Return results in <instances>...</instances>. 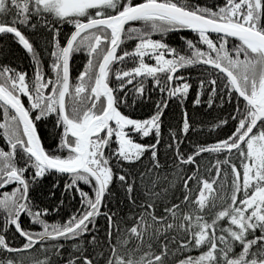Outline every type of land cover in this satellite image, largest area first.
Here are the masks:
<instances>
[{
	"label": "snow or ice",
	"instance_id": "6c2138e0",
	"mask_svg": "<svg viewBox=\"0 0 264 264\" xmlns=\"http://www.w3.org/2000/svg\"><path fill=\"white\" fill-rule=\"evenodd\" d=\"M130 22L143 29L126 28ZM29 28L50 36V74ZM183 29L198 39L181 37L180 48L152 39ZM0 34H11L35 66L32 78L0 67L8 149L0 148V264H53V257L64 264L61 240L71 241L66 264H264V0H0ZM124 34L139 42L118 54ZM81 52L87 63L73 83L70 60ZM126 59L135 66L113 67ZM196 65L223 81L207 80L209 107L235 99L234 130L184 151L187 112L167 143L162 117L171 100L187 98L192 85L182 70ZM149 78L160 99L147 118H134L146 94L151 100ZM205 83L201 77L194 105ZM48 123L56 143L46 149L39 126ZM205 153L215 164L202 163ZM46 174L56 177L52 188L62 181L65 194H79L81 207L67 220L49 223L48 208L32 198ZM23 216L41 230L25 227ZM192 251L199 254L184 255Z\"/></svg>",
	"mask_w": 264,
	"mask_h": 264
},
{
	"label": "trees",
	"instance_id": "16d2710c",
	"mask_svg": "<svg viewBox=\"0 0 264 264\" xmlns=\"http://www.w3.org/2000/svg\"><path fill=\"white\" fill-rule=\"evenodd\" d=\"M201 5H209V6H212V3L210 2V0H200L199 1ZM128 27H132V28H136V29H143V24L142 22H132L131 24H129L126 28ZM63 35L65 37V35L67 34V31L69 30L68 27H64L63 29ZM25 32V35L29 37L30 39V42H32L34 44V47L35 49L37 50V52H39V56L41 58V64H45L46 65V62L47 61H51V57L49 55V52L45 51V45H46V41L47 40H50V36L48 35L47 32H45L44 30L42 29H37L36 31H33L31 30L30 28L29 29H25L24 30ZM153 38L157 39V40H161L162 42L164 43H167L168 45H170L171 47H174V48H180L183 44H184V41L181 40V37H184L186 40H193L195 42V40L198 39V37L196 36L195 33L193 34H188V33H185V32H182V31H171V32H168V33H165L163 35H161L160 33H154L152 34ZM139 41L138 39L135 38V36H133V38H129L127 34H124L123 36V39H122V43L118 49V54H123L124 51H129V52H132L134 51V45L133 44H137ZM203 48H205V46H202ZM78 54H80L81 56H86L83 52L81 53H77V54H74L73 56L75 57V59H77L78 57ZM166 58H171V57H166ZM154 60H152L151 57H145V62L146 63H151L153 62ZM13 65V68L12 69H15L17 71H23L22 69V65H25L26 62L28 64H30L32 67H35L32 63V60H31V57L26 53L25 50H23L22 46H20L18 44V42L15 40L14 37L11 36V34L5 36L3 34H0V67H3V66H7L6 64L10 63ZM138 63V61H137ZM135 65L132 63L131 60H127L126 59V63L125 64H120V63H114L113 67L115 69H119V68H124L125 70L131 68V67H134ZM70 68H71V64H70ZM200 69L202 72H205V67L204 66H199V65H196V66H191L190 68L186 69V70H182L183 72V75L188 78V80L190 78H192V72L193 71H196ZM24 72V71H23ZM71 80L73 83H75V80H76V76L75 74H71ZM212 78H217L218 79V84L221 80H219L218 77H216V73L213 71L212 72ZM112 79L114 80L115 79V76L112 75ZM150 79L149 78V81H146L145 82V87H147L149 90H150V96H151V99H156V100H159L160 99V93H159V90L157 89H153L152 88V85H151V82H150ZM211 79V78H210ZM192 82V81H191ZM190 82V83H191ZM222 82V81H221ZM223 83V82H222ZM131 87V86H129ZM199 91L196 88H191L190 89V92L189 94H195V92ZM148 95L149 94H146L145 97L148 98ZM165 98L166 97V94H165ZM24 100V102L26 103L27 102V98L24 97L22 98ZM149 99V98H148ZM226 101V105H224V108L221 112L219 111H215L211 108V110H209V112H207V117L210 118V120L208 119V122L210 123H215V125L217 124V122L219 121V116L220 115H223V113L225 112V110L229 113L228 116H226V114H224L227 118H229V120H231L230 118V115L231 114H234L235 113V110L233 109L234 106L232 104H229ZM183 105H181L180 101L176 100V99H173L169 102V106L168 108L165 110V115L167 114H171L172 111H181L183 110ZM168 110H170L169 113H166L168 112ZM124 111H128V109H124ZM154 111V106H150L146 103L138 106L135 108L134 112H131L132 116L134 118H147L150 113ZM147 112V113H146ZM179 114V112H178ZM182 114V113H181ZM164 115V116H165ZM164 116L162 117V120L163 119H166L164 118ZM189 117V115H188ZM163 125H162V130H165V120H163ZM0 123H4V118H3V109L0 108ZM40 128V135L42 136V142L44 143H48L51 145L52 147L55 146V139H54V135H55V131H54V128H53V124L52 123H48V124H41L39 126ZM220 130V128H216L214 127V125H211V130L214 131V130ZM223 130V131H222ZM221 131V138H224L226 137L227 134H230V131L231 129H225L223 128ZM3 129H0V140L2 141L3 140ZM170 131V130H169ZM201 132H203L204 134H206L207 132L203 129ZM147 139V138H146ZM46 147V146H45ZM184 151H188V150H184ZM212 155L210 156H206L205 158H207V165L208 164H215V159L216 158H211ZM223 158V157H221ZM145 163H148V159L147 157L143 158V164L145 165ZM212 176L215 177V172L212 173ZM48 177H52L53 180H45L43 179L42 181H44L43 183H41L40 185H38V188L37 190L40 191L41 189L45 188L47 191H48V186L47 184L49 182H53L54 183H57L56 182V177L52 176V175H48ZM223 181V175L221 176V182ZM120 196H119V193L117 195V197L113 200V203H116L118 200H119ZM47 200V198H44L43 200L40 199V201L43 203V205H46V206H49V208L52 207L53 204L49 203ZM67 201L70 200V198H66ZM74 202H76V200H78L77 197H73ZM63 203L58 205L56 208V210H58L57 213H47V216L45 217L49 223H51L53 220L50 219V218H53L55 217L56 214L60 213V212H63V213H66L68 212L69 210H71L70 212L74 213L77 209H79L81 207V205L79 204V207L77 208H71L69 207L68 204L65 203V200L64 198L62 199ZM50 204V205H48ZM51 210V209H48V211ZM54 212V211H53ZM69 212V213H70ZM104 225H105V221L103 219H100L99 220V227L101 229L104 228ZM63 243V242H61ZM17 244V243H16ZM65 244V243H64ZM18 245V244H17ZM37 247V246H36ZM66 247V245H65ZM39 248V247H37ZM68 254L69 252H64L63 255H64V258H65V262L64 264H66V259L68 257ZM187 254H191L192 256H196L198 255L199 253L196 252V251H192L191 253H186L184 255H187ZM36 255H38L41 259L44 258L43 254L41 253H36ZM179 256V254H178ZM179 258H183V256H179ZM53 264H61V261L56 258V257H53Z\"/></svg>",
	"mask_w": 264,
	"mask_h": 264
},
{
	"label": "bare ground",
	"instance_id": "6f19581e",
	"mask_svg": "<svg viewBox=\"0 0 264 264\" xmlns=\"http://www.w3.org/2000/svg\"><path fill=\"white\" fill-rule=\"evenodd\" d=\"M199 1L200 0H193V2H197V3H200ZM210 2L212 3V6L213 5H217V4L218 5H223L224 0H210ZM68 31H67V33H68ZM180 31L188 33V34H193L188 29H183V30H180ZM63 33H64L63 30H61L60 39H61L62 42L64 41ZM161 35H163V34H161ZM123 36H122V39H123ZM212 36L215 37V35H213V34H212ZM152 39L157 40V39L153 38V36H152ZM133 45H134V49H135L136 44H133ZM153 62H151V63H153ZM49 63H50V61H47L46 65L45 64H41V70L44 71L45 73H49V67H48ZM86 63H87V56L83 57L80 54H78L77 59H75V57L73 56L71 58V60H70V64H71L70 74H75V76L78 77L79 73L81 71H83L84 65ZM6 65L9 68H13V65L11 64V62L6 64ZM199 66H201V65H199ZM204 67L207 68L208 66H204ZM22 69H23L24 72H26L28 74L29 78L33 77L34 71H35V67H32L30 64H28L26 62L25 65H22ZM191 77L192 78H190L188 80L189 83L192 81L190 83L192 85L191 88H196L197 87L198 90H200V87H199L200 78L203 77L206 80L205 87H204V94L201 96L202 103L199 104V105H194L193 101L195 99L196 92H195V94H188L187 98L183 100V104L182 105H183L184 109L182 110V112L179 110L178 111L179 114H178V112L176 110L172 111V113L170 115L167 114V115L164 116V118H166V119H163V120H165V124H164L165 130H162V133H163V136H164V139H165V143H167V141L169 139V132H170L169 130L170 129L171 130H178L180 127H182V121L184 119V112L185 111L189 115L188 118H189V121H190V124H191V130L187 134L186 138L184 137L183 133H180V138L182 140V145L181 146H182L183 150H189L190 148L194 147V145L196 143H214L218 138H221V131L220 130H222L223 128H225V129L229 128L231 130H234L233 129V121L229 120V118L226 117V116L229 115V113L226 110L223 113V115L219 116V121L220 120H227L228 123L226 125H222L221 127H219L220 130H218V129H216L214 131L211 130V125H215V123L213 124L211 122L210 123L208 122V119L210 120V118L206 116L207 112H209V110H211V108L213 110H215V111L221 112L223 110L224 106L222 108L219 107L220 100L218 98L215 100V103L211 107H209V105L207 103V99H208L207 93L210 91L209 85L207 84V80L212 78V75L209 76L206 71L202 72L200 69H198V70L192 72V76ZM222 82L221 81L219 82L220 87L223 86ZM144 99H145V101H146V103L148 105L154 106L152 101H156V99L149 100L146 97H144ZM224 99L227 100V96L226 95H225ZM231 104L234 106L233 109L235 110V99H233ZM224 105H226V101L224 102ZM132 112H134V110ZM169 112H170V110H168V112H166V113H169ZM224 114H226V116ZM203 129L207 132L206 134L201 132ZM134 139L138 140L139 138L134 137ZM55 143H56V141H55ZM51 145H53V144H51ZM51 145L49 143H48V145L45 142L43 143V146L44 147L46 146L45 147L46 149L51 148L52 147ZM0 148H4L5 150H8L7 149V145H6V141H4V140L1 141L0 140ZM162 152H163V149H162ZM202 155H203L202 163L207 165L208 161H207V158H205V157L206 156H210L212 154L205 153V154H202ZM211 158L214 159L216 157H215V155H212ZM147 164L148 163H145V165H147ZM43 179H45V180L49 179V180H53L54 181V179H52V177H48L47 174H46V176L44 178H42V180ZM43 182L44 181H41V183H43ZM52 185H53V182L52 183L49 182L47 184V186L49 187L48 191L45 188H43L40 191H38L37 190L38 186H36L35 190L31 193L34 202L37 205H39L40 209H43V208L47 207L48 209H51V210L48 211V213H52V214L53 213H57L58 210H56L55 207H57L58 205L62 204L61 201H62L63 198L65 200V203L68 204L69 207H71V208L79 207L80 198H79V194L78 193H76L74 195L73 192L69 191V192H67V194H65V190H64L62 181L57 184L56 188H52ZM7 190L11 191V188H8ZM84 190L88 191L89 189L87 188V186H84ZM2 191L3 190H0V194H2ZM53 192L55 193V195L52 194ZM73 197H77L78 200H76V202H74V200H72ZM44 198L49 199L47 201L49 203L53 204L51 208H49V206L43 205V203L40 201V199L43 200ZM66 198H70V200L67 201ZM48 205H50V204H48ZM35 210H37V209H34V211ZM70 211L71 210H69L66 213L60 212V213L56 214L55 217L50 218V219L53 220L51 223L60 222L61 218H63V220H67V218L73 214ZM21 222H22V224L25 227H29L30 230H32V231H40L41 230L38 225H36L34 227H31L32 222H31L30 218H28L27 216H23V219H22ZM16 235L18 236V234H16ZM20 239H22V238H20ZM60 242H63L66 245V247L62 250L63 253L71 251V247H70L71 241L65 242V241L61 240ZM16 243L19 245V240H16ZM37 247H39V245H37Z\"/></svg>",
	"mask_w": 264,
	"mask_h": 264
},
{
	"label": "rangeland",
	"instance_id": "374dc122",
	"mask_svg": "<svg viewBox=\"0 0 264 264\" xmlns=\"http://www.w3.org/2000/svg\"><path fill=\"white\" fill-rule=\"evenodd\" d=\"M205 49H206V46H205ZM153 60H154V59H153ZM150 64H153V65H154V64H155V61H154L153 63H150Z\"/></svg>",
	"mask_w": 264,
	"mask_h": 264
},
{
	"label": "water",
	"instance_id": "95a60500",
	"mask_svg": "<svg viewBox=\"0 0 264 264\" xmlns=\"http://www.w3.org/2000/svg\"><path fill=\"white\" fill-rule=\"evenodd\" d=\"M131 23H132V22H130L129 24H131ZM129 24H128V25H129ZM128 25H126V26H128ZM126 26H125V27H126ZM213 35H215V34H213Z\"/></svg>",
	"mask_w": 264,
	"mask_h": 264
}]
</instances>
